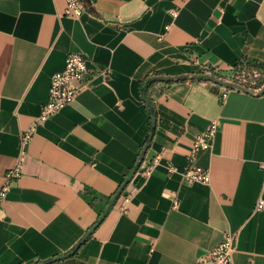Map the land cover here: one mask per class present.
<instances>
[{"label":"crops","instance_id":"obj_1","mask_svg":"<svg viewBox=\"0 0 264 264\" xmlns=\"http://www.w3.org/2000/svg\"><path fill=\"white\" fill-rule=\"evenodd\" d=\"M82 1L72 17L65 0H0V188L9 169H22L0 207V264H197L226 232L237 233L232 264H264V208H255L264 198V93L223 98L225 86L209 79L160 81L152 117L141 91L153 74L264 61V0ZM70 52L94 69L91 86L38 122ZM212 120V146L197 159L210 183L187 182V155ZM34 124L22 154L20 135ZM147 145L142 169L160 160L145 177L137 164Z\"/></svg>","mask_w":264,"mask_h":264},{"label":"built area","instance_id":"obj_2","mask_svg":"<svg viewBox=\"0 0 264 264\" xmlns=\"http://www.w3.org/2000/svg\"><path fill=\"white\" fill-rule=\"evenodd\" d=\"M66 6L64 15L72 17H80L85 11V3L82 0H65ZM178 10H172V16L177 17ZM215 70H218L215 68ZM100 72L105 76H111L109 68L101 69ZM210 72V70L206 71ZM94 69L88 65V60L83 53L70 52L65 60V67L53 73L51 77L48 101L43 105L41 114L38 117V122H42L56 113L60 112L67 105L71 104L77 95L86 88L91 86ZM257 91L258 88H252ZM156 90H158L156 88ZM228 90L226 88L222 92V97H226ZM36 124L32 125L20 135V145L22 154L30 142L35 131ZM218 129V120H212L207 128L197 134L190 152L187 155V165L182 170V175L187 182L210 183V170L198 164L197 159L201 151L209 150L215 138ZM160 158L155 157L145 168L140 166L141 173L147 177L151 175L153 168L158 164ZM143 163V162H142ZM168 172L173 174L179 171L175 163H169ZM142 169V170H141ZM22 173L21 164L18 163L15 167L9 169L5 175V181L0 188V207L6 198V195L12 185L14 179L18 178ZM120 203L122 211H128V203L131 200V194H123ZM175 205L178 201L175 200ZM256 210L264 208V198L260 197L256 203ZM237 247V233L226 232L221 242L213 249L202 255L197 264H232L233 253Z\"/></svg>","mask_w":264,"mask_h":264},{"label":"trees","instance_id":"obj_3","mask_svg":"<svg viewBox=\"0 0 264 264\" xmlns=\"http://www.w3.org/2000/svg\"><path fill=\"white\" fill-rule=\"evenodd\" d=\"M256 73H258V75H256ZM205 74L212 75L215 79L220 81L231 82L237 86L233 88L225 86L226 90L228 91L230 89H241L251 94L259 95L264 93V61L258 58L246 56L230 68L218 70L211 69L210 72L204 71L202 73L197 74L201 76H196L195 79L203 80L204 77H202V75ZM155 76L168 77L161 74H153L148 76L141 83L142 96L148 108L150 109V114L152 117L155 111V99L158 95V93L155 92L153 88L157 83L160 82L159 80L153 78ZM215 85L218 86L219 84L215 83ZM252 88H258V90L254 91ZM153 131L154 126H151V133ZM111 199L112 197L110 198V200ZM98 222L95 225H97Z\"/></svg>","mask_w":264,"mask_h":264},{"label":"water","instance_id":"obj_4","mask_svg":"<svg viewBox=\"0 0 264 264\" xmlns=\"http://www.w3.org/2000/svg\"><path fill=\"white\" fill-rule=\"evenodd\" d=\"M196 76H201V75H193V76H188V75H178V76H171V77H161V76H155L153 77L154 79H157L159 81H170V80H185V79H191V78H194ZM202 77L206 78V79H209L219 85H222V86H226V87H237L236 85H234L233 83L231 82H225V81H220V80H217L215 79L212 75H209V74H205V75H202ZM147 148H148V145L145 147V149L142 151L141 153V156H140V159L138 161V164H137V169L141 166L142 162L144 161L145 159V156H146V152H147ZM130 182V179H128L122 186L121 188L119 189V191L117 193H115V195L112 197L108 207L106 208V210L104 211V213L102 214V217L101 219L99 220L98 224L95 225L80 241L79 243L76 245V247L73 249L72 253L76 251V249L86 240V238H88L92 232L96 229V227L104 220V218L106 217L107 215V212L109 211V209L111 208V206L114 205V203L116 202V200L120 197V195L123 193V191L125 190V188L127 187V185L129 184ZM59 257H55V258H52V259H49V260H46V261H42L38 264H50L51 262H54L58 259Z\"/></svg>","mask_w":264,"mask_h":264},{"label":"rangeland","instance_id":"obj_5","mask_svg":"<svg viewBox=\"0 0 264 264\" xmlns=\"http://www.w3.org/2000/svg\"><path fill=\"white\" fill-rule=\"evenodd\" d=\"M256 75H258V73H256Z\"/></svg>","mask_w":264,"mask_h":264}]
</instances>
